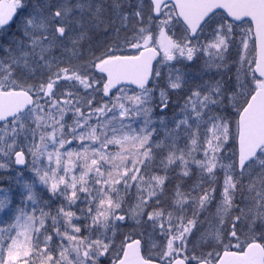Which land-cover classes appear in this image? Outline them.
<instances>
[{"label": "snow or ice", "instance_id": "obj_1", "mask_svg": "<svg viewBox=\"0 0 264 264\" xmlns=\"http://www.w3.org/2000/svg\"><path fill=\"white\" fill-rule=\"evenodd\" d=\"M0 264H264V0H0Z\"/></svg>", "mask_w": 264, "mask_h": 264}]
</instances>
